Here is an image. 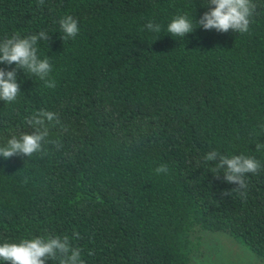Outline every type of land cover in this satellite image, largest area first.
Listing matches in <instances>:
<instances>
[{
	"label": "trees",
	"instance_id": "16d2710c",
	"mask_svg": "<svg viewBox=\"0 0 264 264\" xmlns=\"http://www.w3.org/2000/svg\"><path fill=\"white\" fill-rule=\"evenodd\" d=\"M206 3L0 0V41L45 31L39 55L56 82L48 89L17 69L19 97L0 100V146L30 134L25 118L40 110L59 116L47 139L61 145L0 157V243L67 235L84 264H190L193 233L221 230L264 258V167L247 174L246 198H221L235 185L201 162L216 150L264 166V0H252L248 33H167L178 15L195 23ZM66 15L80 31L62 40ZM161 164L167 174L155 173Z\"/></svg>",
	"mask_w": 264,
	"mask_h": 264
},
{
	"label": "clouds",
	"instance_id": "9594fccd",
	"mask_svg": "<svg viewBox=\"0 0 264 264\" xmlns=\"http://www.w3.org/2000/svg\"><path fill=\"white\" fill-rule=\"evenodd\" d=\"M44 3L45 0H36L37 7H42ZM205 5L210 7L195 23L186 14L174 17L167 25V33L183 38L197 27L218 33H228L230 30L240 34L248 33L255 7L252 0H207ZM59 26L63 33L62 40L75 38L80 31L78 21L71 15L61 18ZM145 27L152 33L161 32V26L151 21ZM158 38L159 36H156L154 40ZM49 39L50 36L45 31H40L26 36L16 32L0 41V64L15 65L11 70L0 68V100L13 103L19 97L21 91L20 84L17 83V69L37 77L45 88L56 87V82L50 77L52 65L49 58H41L39 55L38 42H46ZM25 119L26 124L34 130L30 134L20 132L19 135H12L4 146H0V157L5 160L14 156L31 157L43 153L46 143L57 148L61 146L59 141L47 139L49 127L60 124L56 113L40 110ZM261 148H264V145H256L257 150ZM201 162L214 164L210 168L214 179L235 185L231 190H221V198L229 196L232 192L238 193L242 199L246 198L249 188L247 174H258L264 167L252 156L240 154L229 157L216 150L204 154ZM168 171V167L163 164L155 169L156 174H167ZM73 237L79 239L80 235L74 232ZM89 254L91 255V252ZM0 261L6 264H49L50 261H57L58 264H84L80 248L72 247L67 235L46 238L37 236L22 238L18 243H0Z\"/></svg>",
	"mask_w": 264,
	"mask_h": 264
},
{
	"label": "rangeland",
	"instance_id": "374dc122",
	"mask_svg": "<svg viewBox=\"0 0 264 264\" xmlns=\"http://www.w3.org/2000/svg\"><path fill=\"white\" fill-rule=\"evenodd\" d=\"M193 235L198 237V242L190 264H264V258L225 231L200 229Z\"/></svg>",
	"mask_w": 264,
	"mask_h": 264
}]
</instances>
